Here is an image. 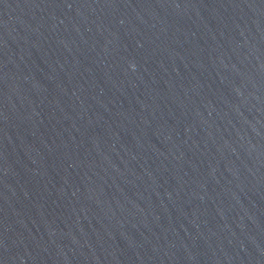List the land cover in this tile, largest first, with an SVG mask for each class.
I'll use <instances>...</instances> for the list:
<instances>
[{
	"label": "water",
	"instance_id": "95a60500",
	"mask_svg": "<svg viewBox=\"0 0 264 264\" xmlns=\"http://www.w3.org/2000/svg\"><path fill=\"white\" fill-rule=\"evenodd\" d=\"M0 264H264V0H0Z\"/></svg>",
	"mask_w": 264,
	"mask_h": 264
}]
</instances>
